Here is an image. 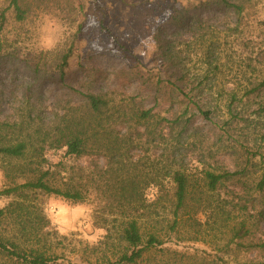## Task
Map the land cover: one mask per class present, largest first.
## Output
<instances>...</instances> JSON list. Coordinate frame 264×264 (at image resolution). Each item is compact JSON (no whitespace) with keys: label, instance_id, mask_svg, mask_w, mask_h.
Segmentation results:
<instances>
[{"label":"trees","instance_id":"trees-1","mask_svg":"<svg viewBox=\"0 0 264 264\" xmlns=\"http://www.w3.org/2000/svg\"><path fill=\"white\" fill-rule=\"evenodd\" d=\"M252 1L210 0L200 5L208 8L215 4L231 10L234 30L239 31L246 18L245 5ZM57 3L62 7L60 1ZM77 9L73 0H67L65 11L75 13ZM29 12L25 0H0V39L12 21L26 22ZM186 19L175 15L171 24L187 26L190 31L193 24L186 23ZM163 34L159 29L156 36L157 49L162 51L166 46ZM57 56L53 75L62 81L73 51ZM157 58V75L149 76L145 82L150 92L144 95L117 91L83 93L78 104L66 106L55 120H43L31 108L4 116L0 103V168L8 185L0 196L14 200L0 209V257L6 260L5 264H57L64 256L66 241L79 264H142L158 249L164 251L163 247L179 237L183 228H192L195 236L191 241L198 242L199 228L204 226L230 228V244L240 246L239 241L248 237L254 222L232 216L237 205L221 196L228 184L247 195L238 198L239 212L262 207L257 220L264 219V169L257 182L251 184L244 179L246 170L230 172L219 166L193 170L177 152L196 118L212 121L214 109L219 107H212L203 86L184 93L179 83L186 76L178 72L179 65L170 49ZM212 59V52L206 51L204 60L210 63L209 67L214 66ZM260 61L264 67V55ZM247 69L245 86L229 91L224 108L229 121L248 130L249 146H259L250 161L260 157L259 162L252 163L264 168V70L252 64ZM144 70L151 73L145 67ZM208 78L206 74L203 80ZM252 102L257 103L254 111ZM48 152H64L69 160L90 163L71 169L62 162L53 166ZM151 188H156L157 194L148 200L147 191ZM38 195L74 204L96 203V223L107 232L104 241L90 248L60 236L50 228L43 211L33 206ZM200 215H205L204 221ZM102 246L104 252H100Z\"/></svg>","mask_w":264,"mask_h":264},{"label":"rangeland","instance_id":"rangeland-1","mask_svg":"<svg viewBox=\"0 0 264 264\" xmlns=\"http://www.w3.org/2000/svg\"><path fill=\"white\" fill-rule=\"evenodd\" d=\"M25 1L30 10L26 22L12 21L4 38L0 39V103L4 116L28 112L31 108L43 120H55L66 106L78 104L80 95L91 91L144 95L150 92L145 82L157 73L154 67L159 64L157 56L170 49L179 65L178 72L186 76L179 83L184 93L203 86L212 107H219L214 109L212 121L196 118L177 152L193 170L210 166L230 172L246 170L244 179L251 184L257 182L264 168L252 163L259 162L260 157L250 160L259 146H249L248 130L244 125L229 121L224 106L230 90L245 86L243 78L249 64L264 70L260 61L264 55V0L246 3V18L239 31L234 30L236 24L231 10L215 4L208 8L200 5L210 0H73L79 8L75 13L64 10L67 0ZM58 1L62 7H58ZM175 15L186 17V23L192 22V29L172 25ZM159 29L164 33L161 37L166 45L164 51L157 49ZM70 49L73 57L66 78L56 80L53 74L57 54ZM206 51L212 52L213 67L204 60ZM47 53L50 54L47 56ZM215 66L219 69L215 70ZM206 74L209 78L203 80ZM149 102H146L148 108L151 107ZM256 104L251 103L253 111ZM193 128L199 129L195 132ZM47 158L53 166L62 162L69 169L90 163L69 160L64 152H48ZM7 186L0 168V193ZM231 186L228 184L221 196L233 206L237 205L232 216L250 218L254 222L249 228L250 236L239 241L240 246L230 244V228H199L198 242L191 241L195 236L192 228H183L179 237L163 247L164 251L158 249L142 264L264 263V219L257 220L262 207L239 212L241 199L238 198L247 195L234 191ZM236 193L240 196L236 197ZM156 194V188L149 189L148 200H153ZM255 198L259 197L255 194ZM13 201L11 197L0 196V209ZM33 206L43 211L50 228L78 246L95 247L107 235L105 228L96 223V203L74 204L62 198L38 195ZM199 218L204 221L205 215ZM68 243L65 242L64 256L57 264H79L78 258L70 253L72 248ZM104 251L105 246H102L100 252ZM5 262L0 257V264Z\"/></svg>","mask_w":264,"mask_h":264}]
</instances>
